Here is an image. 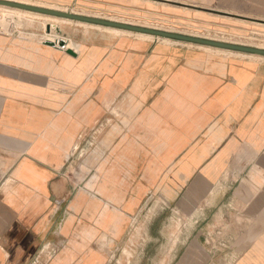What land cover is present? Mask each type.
Wrapping results in <instances>:
<instances>
[{"label": "crops", "instance_id": "obj_1", "mask_svg": "<svg viewBox=\"0 0 264 264\" xmlns=\"http://www.w3.org/2000/svg\"><path fill=\"white\" fill-rule=\"evenodd\" d=\"M32 1L196 26L228 23L211 16L217 2L264 3ZM60 32L64 47L0 30V264H31L48 243L42 264H111L156 194L180 216L162 264H264V61Z\"/></svg>", "mask_w": 264, "mask_h": 264}, {"label": "rangeland", "instance_id": "obj_2", "mask_svg": "<svg viewBox=\"0 0 264 264\" xmlns=\"http://www.w3.org/2000/svg\"><path fill=\"white\" fill-rule=\"evenodd\" d=\"M18 2L32 5H47L49 6L47 8L81 13L91 17L110 19L134 25H146L147 27L151 26V28L169 30L174 33L230 43L233 42L264 49V3H259L257 5L254 3V7L229 9L224 3L217 2L214 6L215 10L211 11L214 15L211 16H214V18L218 20H225L228 23L196 26L190 23L183 25L174 24L170 19H161L159 17L148 18L143 12H135L134 15H129L127 12L88 9L79 4L58 6L47 3L42 4L41 2L32 0H20ZM141 2L150 3L145 0ZM2 7H4V9ZM32 12L33 11L15 7L11 8L6 5L1 6L0 4V30L6 33H14L16 30H20L22 33L40 32L43 38L58 41L63 39L61 32H58L55 28L58 26L62 32H68L75 37H95L98 34L105 35L106 30H114L120 34H135L138 36H147L151 39L157 38L156 40L165 42L172 41L171 39H164L160 36H149L140 32L110 27L106 28L101 25L98 26L90 23H79L71 19L64 20L67 18L62 19L61 17H57L61 18L57 19L53 18L56 16H46V14ZM48 24L51 25V31L49 33L47 30ZM68 36L69 34L66 35V37ZM256 55L258 56L255 58L264 61V55ZM150 198L151 199H149V202L144 206L142 212L136 217V222L129 233V239L122 244L118 258L111 264H162L159 260V252L160 250H165V246L159 242L160 236L166 235L169 238V236L175 235V220L178 221L180 216L168 207L170 206V201L164 198V196L156 194L151 195ZM167 246L169 248V245Z\"/></svg>", "mask_w": 264, "mask_h": 264}, {"label": "water", "instance_id": "obj_3", "mask_svg": "<svg viewBox=\"0 0 264 264\" xmlns=\"http://www.w3.org/2000/svg\"><path fill=\"white\" fill-rule=\"evenodd\" d=\"M0 4L10 6V7L20 8V9H24L28 11H33L37 13H42L46 15L101 25L105 27H112V28L133 31V32L151 34L155 36L166 37L169 39L180 40V41H185V42H192V43H197V44H202V45H207V46H214V47H219V48H224V49H229V50H234V51H240V52H245V53L264 55V49L252 47V46L218 41V40L191 36V35H186V34H179V33L169 32V31H165V30H161L157 28H151V27H146V26H141V25H134V24L114 21L110 19L91 17L87 15H81V14H77L73 12L62 11V10H57L53 8H47L43 6H37V5H32V4L22 3V2H16L12 0H0ZM55 28L58 32L61 31L58 26H56ZM47 30L48 32L51 31L50 24H48ZM47 44L55 45V46L58 45L60 47H64L65 41L63 39L58 40V41H48Z\"/></svg>", "mask_w": 264, "mask_h": 264}, {"label": "built area", "instance_id": "obj_4", "mask_svg": "<svg viewBox=\"0 0 264 264\" xmlns=\"http://www.w3.org/2000/svg\"><path fill=\"white\" fill-rule=\"evenodd\" d=\"M1 19V16H0ZM56 253V250L52 244H44L34 257L31 264H42L46 259L51 258Z\"/></svg>", "mask_w": 264, "mask_h": 264}, {"label": "bare ground", "instance_id": "obj_5", "mask_svg": "<svg viewBox=\"0 0 264 264\" xmlns=\"http://www.w3.org/2000/svg\"><path fill=\"white\" fill-rule=\"evenodd\" d=\"M2 6V5H1ZM3 9H4V7H2ZM6 8H8V7H6ZM12 8V7H11ZM10 9V8H9ZM20 9V8H19ZM7 11H9V10H7ZM15 13V12H14ZM33 13V12H32ZM41 14V13H40ZM47 16V15H46ZM53 18H57V17H53ZM57 19H61V18H57ZM63 19V18H62ZM64 20H69V19H64ZM98 26H100V25H98ZM107 28V27H106ZM145 35H149V36H155V35H151V34H145ZM162 38H164V39H169V38H166V37H162ZM231 43H233V42H231ZM236 44V43H235ZM213 47V46H212ZM209 48V47H208ZM207 48V49H208ZM211 50V49H210ZM217 51V50H216ZM225 51V50H224ZM237 54V53H236ZM239 54H241V55H248V56H254V57H256V56H258V55H256V54H252V53H239Z\"/></svg>", "mask_w": 264, "mask_h": 264}]
</instances>
